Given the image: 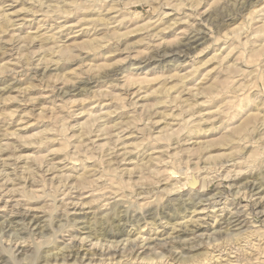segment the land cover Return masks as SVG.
<instances>
[{
	"label": "rangeland",
	"instance_id": "1",
	"mask_svg": "<svg viewBox=\"0 0 264 264\" xmlns=\"http://www.w3.org/2000/svg\"><path fill=\"white\" fill-rule=\"evenodd\" d=\"M252 1L0 0V264H264Z\"/></svg>",
	"mask_w": 264,
	"mask_h": 264
},
{
	"label": "bare ground",
	"instance_id": "2",
	"mask_svg": "<svg viewBox=\"0 0 264 264\" xmlns=\"http://www.w3.org/2000/svg\"><path fill=\"white\" fill-rule=\"evenodd\" d=\"M250 2H253L252 0H250ZM249 2V3H250ZM194 32V31H193ZM202 40V33H200V31L199 32H196L195 31V33H191L190 35H188L187 36V40H186V44L189 46V47H195L196 45H199V44H202V43H200V41ZM180 47V46H179ZM184 48H186V46L184 47ZM171 51V50H170ZM173 51V50H172ZM167 54H161L160 56L161 57H163V58H166V57H168V53L169 52H166ZM173 53H175V52H173ZM177 53V52H176ZM167 55V56H166ZM174 55V54H173ZM188 176V175H187ZM192 176V175H191ZM189 178H191V180L189 181V180H186L187 182H189L191 185H193V184H195L194 182V178L193 177H189ZM188 178V179H189ZM186 179H187V177H186ZM201 180V179H200ZM185 181V184L187 183ZM197 182V181H196ZM189 186V185H188ZM184 187V186H183ZM189 187H192V186H189ZM193 189H194V187H192ZM191 189V188H190ZM194 191V190H193ZM192 192V191H191ZM179 198V197H178ZM253 205V204H252ZM191 220H193V219H191ZM192 222V221H191ZM228 222V221H227ZM31 223V222H30ZM185 223V222H184ZM195 223V222H194ZM232 227H237L241 222H240V220H239V218H234V220H230L229 222H228ZM179 224V223H178ZM182 224V223H181ZM195 224H198L197 222L195 223ZM157 225V224H156ZM199 225V224H198ZM201 225V224H200ZM199 225V226H200ZM241 225V224H240ZM164 226V225H163ZM187 228V227H186ZM185 228V229H186ZM172 229H175V228H172ZM188 229H189V227H188ZM192 229V228H191ZM197 229V228H196ZM196 229H192V231H195ZM189 232H190V230H189ZM118 235V234H117ZM150 238V237H149ZM85 239L86 238H82V239H80V242L81 243H83L84 241H85ZM98 239V238H97ZM99 240V239H98ZM97 240V242L95 241L94 243H95V245L96 246H98V244H99V246H100V243H99V241ZM153 240V239H152ZM152 240H150V241H152ZM116 241H118V240H116ZM127 241H129V239L127 240ZM149 241V240H148ZM120 242H121V240H120ZM79 243V242H78ZM78 244L79 245V247H81V245L82 244ZM94 243H93V245H94ZM109 243H111L110 245H112L113 244V242H109ZM116 244H117V242H116ZM115 244V245H116ZM92 245V246H93ZM94 245V246H95ZM102 245V244H101ZM109 245V246H110ZM114 245V244H113ZM113 245H112V247H113ZM115 245H114V247H115ZM76 246V245H75ZM91 246V247H92ZM96 246L94 247V248H90V249H83V246H82V248H79V249H77L76 251H74L73 253H74V256L75 257H80L81 259H88V260H90V255L91 256H94V255H106L107 253H106V251H104L103 250V248L104 247H102V250L100 249V247H99V250L96 248ZM103 246H104V243H103ZM108 247V246H107ZM113 247V248H114ZM153 247V246H152ZM19 248V247H18ZM111 248V247H110ZM116 248V247H115ZM76 249V248H75ZM94 250V251H90V250ZM105 249H107V248H105ZM113 250V249H112ZM83 251H84V253H83ZM109 252V251H108ZM71 253H72V251H71ZM70 253V254H71ZM73 256V255H72ZM82 256V257H81ZM0 263H2V262H0Z\"/></svg>",
	"mask_w": 264,
	"mask_h": 264
}]
</instances>
